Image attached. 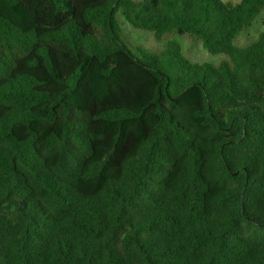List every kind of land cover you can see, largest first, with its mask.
Wrapping results in <instances>:
<instances>
[{
    "label": "trees",
    "instance_id": "1",
    "mask_svg": "<svg viewBox=\"0 0 264 264\" xmlns=\"http://www.w3.org/2000/svg\"><path fill=\"white\" fill-rule=\"evenodd\" d=\"M263 11L0 0V264H264Z\"/></svg>",
    "mask_w": 264,
    "mask_h": 264
},
{
    "label": "rangeland",
    "instance_id": "2",
    "mask_svg": "<svg viewBox=\"0 0 264 264\" xmlns=\"http://www.w3.org/2000/svg\"><path fill=\"white\" fill-rule=\"evenodd\" d=\"M224 2H239V0H222ZM120 26L123 32V39L132 48H143L149 53L161 52L169 40L178 41L189 58L194 61L213 60L218 61L220 58L210 56L202 47L199 40L192 38L188 34H170L164 39H158L154 32L132 27L119 13L118 16ZM264 31V11L259 15L256 22L249 29L242 32L236 39L239 47L246 48L256 42L261 32Z\"/></svg>",
    "mask_w": 264,
    "mask_h": 264
}]
</instances>
